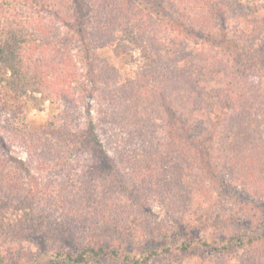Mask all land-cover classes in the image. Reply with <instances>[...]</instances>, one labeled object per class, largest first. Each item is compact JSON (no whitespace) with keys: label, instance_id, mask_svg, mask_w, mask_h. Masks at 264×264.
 Instances as JSON below:
<instances>
[{"label":"trees","instance_id":"16d2710c","mask_svg":"<svg viewBox=\"0 0 264 264\" xmlns=\"http://www.w3.org/2000/svg\"><path fill=\"white\" fill-rule=\"evenodd\" d=\"M218 1L75 0L82 24L74 30L68 26L72 38H59L70 14L69 0H0V264L118 259L184 264L197 245L207 250L194 264H209L210 253H229L233 242L246 254L229 264H264V220L256 219L264 213V54H259L264 53V37H245L246 53L231 63L219 60L205 41L194 50L172 49L171 43H187L167 35L169 25L184 26L180 21L205 34L207 19L216 20L225 1L235 8L248 6L246 1ZM176 13L181 14L178 21L165 19ZM101 20L104 28L92 27L87 35L85 28L83 35L84 24L99 27ZM149 34L160 41L161 56L151 58L144 51L135 79L120 81L116 68L98 74L88 65L78 95L64 87L65 74L75 64L73 37L96 40V46L116 42V56L132 64L139 39ZM101 80L113 84L99 85ZM157 93L163 97L159 103ZM46 104L58 112L32 127L29 112L42 111ZM220 107L227 109L221 112L222 122H213L211 115L219 114ZM215 132L217 140L208 147V136ZM203 144L215 163V178L245 188L249 204L237 208L222 191L210 188L209 195V188L200 186L197 155L190 152ZM15 147L28 155L15 163L19 171L9 167V151ZM100 169L121 180L128 199L100 188L95 182ZM156 200L166 210L161 221L152 214ZM13 211L16 221L10 219ZM176 212L193 223L201 238L174 245ZM116 215L117 229L110 227ZM25 223L26 233L17 231ZM50 223L87 234L72 238L77 246L59 247L58 234L49 228L38 234ZM141 230L146 239L152 231L164 241L139 245ZM26 241L38 242L44 252L49 246L48 260L35 261Z\"/></svg>","mask_w":264,"mask_h":264},{"label":"rangeland","instance_id":"374dc122","mask_svg":"<svg viewBox=\"0 0 264 264\" xmlns=\"http://www.w3.org/2000/svg\"><path fill=\"white\" fill-rule=\"evenodd\" d=\"M75 0H69V6H70V14L65 18V23L66 26H61L60 33L61 35L59 38H72L71 35L67 33V30L69 29L68 26L72 27V29H76L77 23L81 26L82 21L79 20L82 13L80 9L77 10V5L74 4ZM239 2H245L248 4V6L242 7L241 5H238L237 8H235L232 3L226 2V6L221 4V8L218 9L219 17H215L216 20H213V22H208V19L205 24V31H203L205 34L201 35L200 29L198 28L197 30L191 29V27L187 26L184 24L182 21H180V24H183L184 26H179V23L175 25H169L171 28L167 32V35L171 41V37H175L176 39H182L183 37L185 38L182 40L186 45L184 46H177L175 43H171L170 47L172 49H183L185 51H189L190 49L194 50L197 48H200L201 45L203 44L202 41H205V45L214 47L215 49V55H217V58L219 60L227 61L230 60L229 62L231 63H237V59L240 57L241 53H246L245 47H244V39L245 37L248 36L249 40L255 37L256 34L262 33V36L264 37V0H237ZM220 0L218 1V3ZM72 12V14H71ZM78 15V18H77ZM181 14L176 13V17L172 16H165V19H174L178 21V18ZM211 15L210 17H212ZM184 19H187L185 14L183 15ZM68 20V21H67ZM176 21V22H177ZM85 27L83 28V35L85 33V28L86 30L88 29L87 34H89V31L92 30V27H96L99 31L100 29L104 28V22L101 20L99 23V27L96 26V23L94 22L92 26L90 24H84ZM185 26L186 29L185 30ZM73 30H70L71 32ZM183 30V31H182ZM69 31V30H68ZM196 32V34L194 33ZM179 33H182L183 35H179ZM154 36V35H153ZM152 34L147 36L145 39H139L138 45L135 50L134 56L136 58L137 62L134 63H128L127 61H123L120 58H118L114 52V47L116 46V42H111L106 44V46H96L92 39L89 41L82 42V38L78 37H73V44H76L73 48V51L71 53V56L73 57V62L75 63L70 70H68L65 74L66 77H64L65 80V88L71 87L70 93L77 94L78 89L82 87L83 82H85V77L84 73L87 70V66L90 65L92 69L94 66L97 68L98 74L102 72L103 69L107 70L112 69V67L116 68V70L120 74V81H127L129 79H135L137 77V70H139V65L141 63V55L144 51L149 52V56L152 58L155 56H161L160 53V41L154 40L152 37ZM251 37V39H250ZM85 39V38H83ZM168 39V40H169ZM159 42V43H158ZM261 44V40L256 39V45ZM87 49L88 51L86 52L85 50ZM260 49V48H259ZM142 50V51H141ZM264 51V50H260ZM144 54V53H143ZM148 54V53H146ZM259 54H264V53H259ZM157 59V58H156ZM184 62L183 60L180 61V65H182ZM108 65V67L106 66ZM264 65V64H263ZM256 71V69H253ZM257 72V71H256ZM258 73V72H257ZM259 74V73H258ZM83 76V77H82ZM91 78V75H89ZM99 76V75H98ZM97 76V77H98ZM83 78L82 82H79L80 79ZM108 76H105V79H107ZM87 81V80H86ZM112 81V80H111ZM111 81L105 82L101 80L99 81V85H101L102 82L105 84H113ZM89 82V80H88ZM102 83V84H104ZM67 86V87H66ZM158 92V89H157ZM187 94L189 92L186 90ZM81 93V90H80ZM158 94V93H157ZM163 97H161L158 94V99H154L155 102L159 103ZM89 105H91L90 109L93 112V105L95 104L94 99H89ZM96 107V105H95ZM49 107L48 104H46L44 110H36L32 109L29 112L28 115V120L31 122L32 127H37L44 122H46L49 118H51V115L54 113L56 114L58 111L56 108ZM60 110V109H59ZM220 115L215 111L212 113L211 117L213 119V122L221 123L223 117H221V112H225L227 109L225 107H220ZM54 111V112H53ZM220 126V125H219ZM218 126V127H219ZM218 129V128H217ZM215 129V131H218ZM216 132L213 137L208 136V147L212 146L214 144L215 139L217 140ZM211 139V140H210ZM212 143V144H211ZM208 147L204 146L203 144V149H196L192 147L191 150V155H197V161L196 165L200 170H198V175H199V183L201 187L207 186L209 188L208 194H212V191H210V188H213L214 191H222L225 196H228L233 199L236 207L238 208L240 203L242 206H245L244 204H249V201L251 200L250 197L247 196L245 188L242 189L241 187H235L231 184L224 183L220 181L218 178H215V174L217 172V169L215 167V163H212V158L210 154L208 153ZM9 167L10 169H13L15 171H19L17 163L18 160H28V155L26 151L24 150H19L18 148H12L9 151ZM98 171V178L97 181H95L100 188H104L107 193L113 192V196L115 198L116 195L122 196L125 200L129 198L128 194V188H124L123 184L121 183V180H119L118 177H116L115 174L109 173L108 170H103L101 173ZM202 175H204V180L202 179ZM42 181H44L42 179ZM210 186V187H208ZM113 187V189H112ZM263 205V204H261ZM119 208H122L121 206ZM262 208V207H261ZM264 209V208H263ZM259 212V211H258ZM15 211L12 212L11 214V221H16L17 216L15 215ZM152 214L156 217H159V220H164L166 218V210L164 207L156 200V202L153 203L152 205ZM176 218L178 219L177 222H175V232L172 234V239L177 242V244L174 245H181L183 241L186 240H196L198 238H201L202 234L197 231V229L193 226L192 222H189L188 219H181L180 216L182 214L176 212ZM264 214V213H263ZM263 214H260V212L257 214V223H262L264 220ZM120 216L116 215L114 216L112 223L110 227L116 228L117 223L116 219H119ZM95 221V220H94ZM97 221H100L99 219ZM252 221V220H251ZM256 223V224H257ZM51 225H48L44 227L43 229H40V232L38 234H42V232L47 231L48 228L49 230L53 231L55 234H58V245L62 247H74L79 245L78 242L75 243L72 238H76V236H84L87 234V231H84V229H76L75 234L71 232L70 230L72 229L71 226H63L61 224L55 225L54 223H50ZM255 224V225H256ZM254 226V225H253ZM117 229V228H116ZM16 230V229H15ZM27 226L26 223L20 225L18 227L17 231H20L21 233H26ZM70 232V233H69ZM107 232H109L108 227L106 228V233L103 234L102 237H104ZM148 238H144L142 234V230L138 233L137 237L139 238L137 241L139 245H151L154 243H158L159 241L163 242L164 239L160 235H155L152 231H147ZM76 235V236H75ZM75 236V237H74ZM39 238V237H37ZM115 239L118 238V236H114ZM168 241V239H165ZM130 241V237H128V242ZM213 241V240H210ZM24 245L26 247H31L32 255L36 258L35 261L38 262H46L48 258L50 257V252L49 246L45 247L46 251H42L44 248L39 247L38 248V242L33 243V242H24ZM126 245L129 249L130 247L132 248V243H127ZM215 245V244H214ZM59 246V247H60ZM58 247V248H59ZM206 247L204 249H201L197 247L194 249L193 253H190L189 259H186L184 264H194V262H200L202 261L203 255H206ZM229 253L226 252L225 254L221 253L219 255L215 253H210L211 259L209 264H229L230 262H237L239 256L245 255V249L239 246L236 243H232L230 245ZM106 264H125L123 260H112V261H107Z\"/></svg>","mask_w":264,"mask_h":264}]
</instances>
